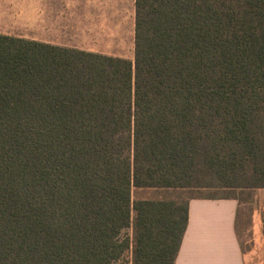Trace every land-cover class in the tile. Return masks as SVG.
Masks as SVG:
<instances>
[{
	"label": "trees",
	"instance_id": "obj_1",
	"mask_svg": "<svg viewBox=\"0 0 264 264\" xmlns=\"http://www.w3.org/2000/svg\"><path fill=\"white\" fill-rule=\"evenodd\" d=\"M258 188L264 0H134L132 58L0 32V264H174L189 199Z\"/></svg>",
	"mask_w": 264,
	"mask_h": 264
},
{
	"label": "crops",
	"instance_id": "obj_2",
	"mask_svg": "<svg viewBox=\"0 0 264 264\" xmlns=\"http://www.w3.org/2000/svg\"><path fill=\"white\" fill-rule=\"evenodd\" d=\"M125 4L123 11L122 0H0V32L112 55L106 49L121 41L124 16L133 41L134 0ZM260 212H242L235 198L189 199L174 264H263L255 242L262 237Z\"/></svg>",
	"mask_w": 264,
	"mask_h": 264
},
{
	"label": "rangeland",
	"instance_id": "obj_3",
	"mask_svg": "<svg viewBox=\"0 0 264 264\" xmlns=\"http://www.w3.org/2000/svg\"><path fill=\"white\" fill-rule=\"evenodd\" d=\"M127 4H125V0H122V9L124 11V9H126ZM131 10V9H130ZM128 11H129V7H128ZM131 12V11H130ZM131 20L130 22H127V16L123 17V24H122V38L121 41L119 43H117V41L115 42V46H112L109 49H106L107 52H109L112 55H121L122 57H126V58H132V54H133V41H132V36H131ZM118 25V23H117ZM105 50V49H104ZM182 192L181 195L182 196H187L188 192L187 191H180ZM212 190H202L201 193H205V194H209L211 193ZM178 194L179 192H175V191H161V190H155V189H146V190H135L132 193V198H137V197H142V198H157L160 196H172L173 194ZM220 193V192H219ZM240 198H241V211L242 212H247L248 213V209L252 208V210H256V211H260L261 207L263 206V202H264V188H258V189H253L251 190L248 194L247 192H243L242 194H240ZM250 212V211H249ZM257 215L255 213V220L257 221ZM254 229L256 230L255 234H257V229L256 226L254 224ZM248 236L249 234L247 233V236L245 234V232L242 234L241 238L244 242V245L247 246L248 242ZM255 242H256V249L258 248V252L260 253V262L263 261V253H264V248H263V240L262 237L260 236V234L256 235L255 238Z\"/></svg>",
	"mask_w": 264,
	"mask_h": 264
}]
</instances>
